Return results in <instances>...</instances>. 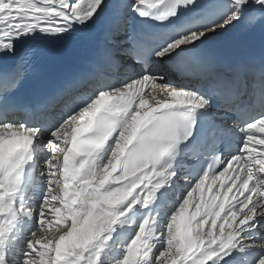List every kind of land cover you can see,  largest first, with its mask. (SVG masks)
Masks as SVG:
<instances>
[{
  "label": "snow or ice",
  "instance_id": "6c2138e0",
  "mask_svg": "<svg viewBox=\"0 0 264 264\" xmlns=\"http://www.w3.org/2000/svg\"><path fill=\"white\" fill-rule=\"evenodd\" d=\"M237 32L259 52L211 46ZM0 264H264V0H0Z\"/></svg>",
  "mask_w": 264,
  "mask_h": 264
},
{
  "label": "bare ground",
  "instance_id": "6f19581e",
  "mask_svg": "<svg viewBox=\"0 0 264 264\" xmlns=\"http://www.w3.org/2000/svg\"><path fill=\"white\" fill-rule=\"evenodd\" d=\"M251 37H253V35H249L244 32H237L228 36L218 38L217 40L212 42L211 46L213 48H222L231 45L241 44L247 41Z\"/></svg>",
  "mask_w": 264,
  "mask_h": 264
}]
</instances>
